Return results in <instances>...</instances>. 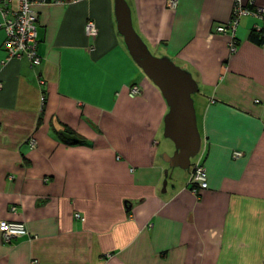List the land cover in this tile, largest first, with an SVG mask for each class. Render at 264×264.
<instances>
[{"label":"crops","instance_id":"obj_1","mask_svg":"<svg viewBox=\"0 0 264 264\" xmlns=\"http://www.w3.org/2000/svg\"><path fill=\"white\" fill-rule=\"evenodd\" d=\"M32 1L40 65L9 58L0 28V264H264V44L251 39L264 20L221 32L237 0H127L152 53L198 82L192 164L208 187L195 191L192 169L164 158L177 150L169 106L131 56L116 0ZM8 221L28 233L5 239Z\"/></svg>","mask_w":264,"mask_h":264},{"label":"water","instance_id":"obj_2","mask_svg":"<svg viewBox=\"0 0 264 264\" xmlns=\"http://www.w3.org/2000/svg\"><path fill=\"white\" fill-rule=\"evenodd\" d=\"M116 15L118 29L131 56L159 87L169 106V113L165 116V135L174 142L177 150L164 158L171 167L189 169L202 146L193 99V94L199 91L198 82L191 72L177 65L170 57H159L152 53L133 25L127 0H116ZM63 134L69 140H80L75 135ZM164 186L166 188V181Z\"/></svg>","mask_w":264,"mask_h":264},{"label":"built area","instance_id":"obj_3","mask_svg":"<svg viewBox=\"0 0 264 264\" xmlns=\"http://www.w3.org/2000/svg\"><path fill=\"white\" fill-rule=\"evenodd\" d=\"M178 0H170L169 5L175 7ZM251 4L254 0H249ZM32 0H0V12L3 20L0 22V28L6 31V40L4 48L8 53L9 58H21L24 55L29 58L33 65L41 64V56L38 53V29H37V12L34 9ZM242 0H237L233 10L232 20L226 26H219L218 31L225 32L227 28L235 32L239 17L243 14L259 15L264 20V8H259L257 11L252 7L243 6ZM259 31H264L262 28H257ZM86 32L89 36L94 37L97 34L96 25L90 21L86 24ZM232 51H236L235 43L231 46ZM0 87L2 84L0 83ZM133 91L139 92V86L131 87ZM136 93V92H135ZM242 155L241 151H235L234 156ZM190 183L193 189H206L208 187V175L204 164L197 162L192 164V174ZM78 217H81L78 214ZM5 239H10L15 236L26 235L27 228L24 222L8 221L2 231Z\"/></svg>","mask_w":264,"mask_h":264},{"label":"trees","instance_id":"obj_4","mask_svg":"<svg viewBox=\"0 0 264 264\" xmlns=\"http://www.w3.org/2000/svg\"><path fill=\"white\" fill-rule=\"evenodd\" d=\"M251 39L258 44H264V31H258L257 29H254L251 33ZM71 143L73 142L71 141Z\"/></svg>","mask_w":264,"mask_h":264},{"label":"rangeland","instance_id":"obj_5","mask_svg":"<svg viewBox=\"0 0 264 264\" xmlns=\"http://www.w3.org/2000/svg\"><path fill=\"white\" fill-rule=\"evenodd\" d=\"M134 87V86H133ZM136 92V93H135ZM130 94L132 95V96H136V95H140L141 94V89H140V87H139V92L137 93V90L136 91H133V89H131V91H130ZM196 158V157H195ZM195 158H193L192 160H194ZM175 169H178V168H175ZM183 169V168H182ZM184 170H186V169H183V170H179V171H184ZM250 262L248 261L246 264H249ZM235 264H243V262H239V261H236L235 262Z\"/></svg>","mask_w":264,"mask_h":264},{"label":"flooded vegetation","instance_id":"obj_6","mask_svg":"<svg viewBox=\"0 0 264 264\" xmlns=\"http://www.w3.org/2000/svg\"><path fill=\"white\" fill-rule=\"evenodd\" d=\"M190 168L192 169V164H191Z\"/></svg>","mask_w":264,"mask_h":264}]
</instances>
